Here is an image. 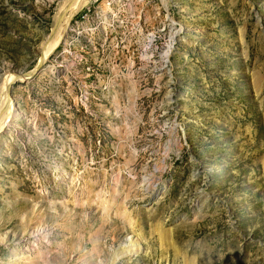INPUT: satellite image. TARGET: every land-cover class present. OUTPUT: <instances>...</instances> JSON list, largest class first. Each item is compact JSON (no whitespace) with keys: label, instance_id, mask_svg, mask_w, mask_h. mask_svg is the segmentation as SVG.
<instances>
[{"label":"rangeland","instance_id":"1","mask_svg":"<svg viewBox=\"0 0 264 264\" xmlns=\"http://www.w3.org/2000/svg\"><path fill=\"white\" fill-rule=\"evenodd\" d=\"M68 1L0 0V264H264V0Z\"/></svg>","mask_w":264,"mask_h":264},{"label":"bare ground","instance_id":"2","mask_svg":"<svg viewBox=\"0 0 264 264\" xmlns=\"http://www.w3.org/2000/svg\"><path fill=\"white\" fill-rule=\"evenodd\" d=\"M80 3V0H69L67 3H65L66 5L63 7V9H62V12H61V14H60V16H59V18H58V21L57 22H59V21H61L62 19H64V23L63 24H61V27H60V29H59V32H58V34L56 35V37H55V39H51L52 40V42L50 43V45L48 46V48H47V51L45 52V58L47 59L56 49H57V47L60 45V43L62 42V40L64 39V34L66 33V27H67V23H69V21H68V17L67 18H64V16H65V14L69 11V8L70 7H75V6H77L78 4ZM57 24V23H56ZM57 26V25H56ZM44 61H45V59H44ZM15 79V77H13V78H9V80H14ZM10 81H8V83H9ZM3 113V112H2ZM2 113H1V115H2ZM11 116V118H9ZM1 117V116H0ZM5 117H6V120L5 121H2V125L3 126H5L6 125V121L9 123V122H11V120H13V119H17V118H19V116L17 115V114H13V106L12 105H10V108H9V110L5 113ZM2 119H4V116L3 117H1L0 118V120H2ZM17 121V120H16ZM0 123H1V121H0ZM1 136V135H0ZM24 242V241H23ZM30 245L31 244H25L24 243V245L22 244V245H17L16 244V246H14V251H13V253L15 254V253H17V252H15L16 251V249H17V251L18 250H21V249H27L28 247H30ZM141 252V248H140V246L137 244V243H134V244H132L131 245V247L128 249V250H123V252L122 253H119L118 254V259H121L122 258V256L124 255V254H134V253H136V254H138V253H140ZM117 260V259H116Z\"/></svg>","mask_w":264,"mask_h":264},{"label":"water","instance_id":"3","mask_svg":"<svg viewBox=\"0 0 264 264\" xmlns=\"http://www.w3.org/2000/svg\"><path fill=\"white\" fill-rule=\"evenodd\" d=\"M54 36V33H53V35L50 37V38H48L47 40H46V42H45V44H44V51L46 50V48H47V46L49 45V43L51 42V39H52V37ZM45 57V56H44ZM40 69H41V67H38V69H37V73L40 71Z\"/></svg>","mask_w":264,"mask_h":264}]
</instances>
